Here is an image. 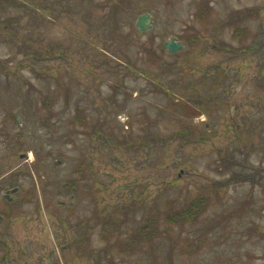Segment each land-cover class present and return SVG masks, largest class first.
I'll list each match as a JSON object with an SVG mask.
<instances>
[{"label": "rangeland", "instance_id": "rangeland-1", "mask_svg": "<svg viewBox=\"0 0 264 264\" xmlns=\"http://www.w3.org/2000/svg\"><path fill=\"white\" fill-rule=\"evenodd\" d=\"M33 1H0V264H264V0Z\"/></svg>", "mask_w": 264, "mask_h": 264}, {"label": "trees", "instance_id": "trees-1", "mask_svg": "<svg viewBox=\"0 0 264 264\" xmlns=\"http://www.w3.org/2000/svg\"><path fill=\"white\" fill-rule=\"evenodd\" d=\"M1 1V0H0ZM10 1H16L17 3L20 2L21 4L27 5L29 7H33L37 11L43 10V8L38 7L36 3H34L33 0L30 3L27 0H8ZM207 2L205 0H202L201 7L208 8V5H204ZM1 5V4H0ZM5 27H3L4 29ZM150 37V36H149ZM162 53H166L165 50L161 51ZM147 58L148 63L153 64L152 60H155L158 58L153 51L149 50L147 52ZM155 58V59H154ZM166 94V92H165ZM71 186V185H70ZM69 185H66V189L64 190H74L76 194H78V189L76 186L70 187ZM73 194V193H71ZM75 195V194H73ZM204 202L202 200H196L192 201L190 203H187L182 208L178 210H172L170 206H166L163 208L162 211L149 216V218H146L143 220V222L136 227L131 236L130 240L127 242V240L124 243H120L118 246L121 248V251L126 252L128 254L135 255L137 253H140L143 249L139 250L142 245L149 244L156 240L158 236L161 235V231L159 232V222L158 218L163 217L164 221H166L168 228H166L165 232H169L170 229H181L184 228L186 225H188L192 220H194L197 216H199L201 213V210L203 208ZM200 213V214H199ZM164 232V233H165ZM120 251V249H118Z\"/></svg>", "mask_w": 264, "mask_h": 264}, {"label": "water", "instance_id": "water-1", "mask_svg": "<svg viewBox=\"0 0 264 264\" xmlns=\"http://www.w3.org/2000/svg\"><path fill=\"white\" fill-rule=\"evenodd\" d=\"M135 26L139 30V32L149 31L152 27L151 15H149L148 13H143L139 15L135 22ZM164 47L170 53H176L182 49V45L179 42H177L175 38L171 39L168 42H165Z\"/></svg>", "mask_w": 264, "mask_h": 264}]
</instances>
